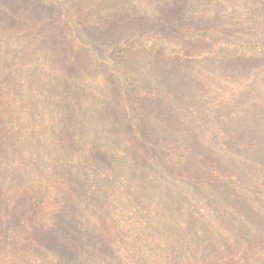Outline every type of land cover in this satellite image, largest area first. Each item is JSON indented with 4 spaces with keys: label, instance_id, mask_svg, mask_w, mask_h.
<instances>
[{
    "label": "trees",
    "instance_id": "16d2710c",
    "mask_svg": "<svg viewBox=\"0 0 264 264\" xmlns=\"http://www.w3.org/2000/svg\"><path fill=\"white\" fill-rule=\"evenodd\" d=\"M26 1L0 0V209L25 206L0 228V264H264V0ZM173 7L199 26L90 35L117 12ZM36 15L58 19L54 46ZM152 57L216 84L188 102L165 83L146 93ZM133 98L152 103L146 123Z\"/></svg>",
    "mask_w": 264,
    "mask_h": 264
},
{
    "label": "rangeland",
    "instance_id": "374dc122",
    "mask_svg": "<svg viewBox=\"0 0 264 264\" xmlns=\"http://www.w3.org/2000/svg\"><path fill=\"white\" fill-rule=\"evenodd\" d=\"M18 3V1H17ZM22 4L24 5L25 12H32V4L29 1L22 0ZM181 11L182 9L180 7H173L170 9L163 10V12L156 17L155 19H147L145 16H136V15H129V14H123L121 12H117L116 14H113L114 18L111 20L106 21L107 23H101L98 26L91 27L90 32L91 36L94 37L92 40L96 41L95 43H100L102 45H108L110 43H119V42H129L133 39L134 35L136 33L142 34L145 31H154L155 33H159L160 35L164 37H174V36H184L186 34H190L194 29H196L199 25L193 24L191 22H185L182 20L181 17ZM39 16H35L34 23L35 28L33 30L34 35H38L39 39L42 41L49 43L51 45H55L58 42V39L60 38V30L61 25L57 18L44 16L43 22H39ZM238 28L241 29V33L239 32V35H242V33H247L250 30V28L242 27L239 25L237 28H234L238 30ZM233 29V30H234ZM236 30H234L236 32ZM94 35V36H93ZM244 35V34H243ZM208 44L207 42L204 43H196L197 46ZM99 45V44H98ZM96 48V45L94 46ZM86 55L85 53L81 54L80 58L85 60ZM238 60L237 58H234V60H229V62H235ZM157 65L158 61L155 59V57H152L149 60V69L146 71L145 76V83L146 93L152 91L156 88V86L159 84L160 86L165 83V87H172L174 91L177 92V94L181 95L185 101H189L191 98L198 99L203 94H205V89L209 86H213L215 83L209 79L205 74L202 75H196V67L198 66L196 63H194L192 60L190 61H173L171 63H166L165 65L167 68H169V71H159L157 72ZM175 65H178V67H175ZM198 72V71H197ZM192 82L195 85V89L192 91H189L188 89V83ZM187 95V96H186ZM112 97L116 99V95L114 92H112ZM122 101V100H120ZM121 102H119L120 104ZM151 102H145L141 98H133L132 105L137 110L138 114L143 117L144 123L148 120L150 116V111L153 105H151ZM154 104V103H153ZM151 105V106H150ZM222 110V109H221ZM238 114H250L245 113L243 111H235ZM235 115V114H233ZM234 120L226 121V125L228 127L230 126H236L237 128H243L242 116H236L233 117ZM240 121V125H239ZM232 123H234L232 125ZM221 122V125H225ZM146 125V124H145ZM25 206H19L18 208L14 209L11 213H8L5 215V213L0 209V217L2 218V224L0 221V228L1 230H7V228L15 229L19 222V217L23 213L22 210ZM18 220V221H17ZM31 234V225H25L23 228H19V230L12 234L11 241L19 243H22L28 238L27 236ZM11 232L5 241H8L10 238Z\"/></svg>",
    "mask_w": 264,
    "mask_h": 264
}]
</instances>
